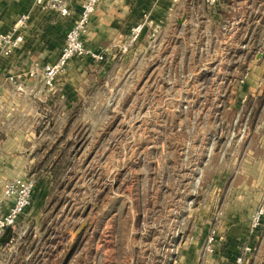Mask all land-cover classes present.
<instances>
[{
	"label": "rangeland",
	"instance_id": "374dc122",
	"mask_svg": "<svg viewBox=\"0 0 264 264\" xmlns=\"http://www.w3.org/2000/svg\"><path fill=\"white\" fill-rule=\"evenodd\" d=\"M207 32L190 28L178 44L129 36L102 61L75 57L69 94L62 82L53 98L13 88L11 99L46 101L31 108L36 138L7 146L33 161L23 174L44 199L28 228L46 229L44 243L58 242L65 264H204L232 193L219 159L248 134L250 115L230 103L232 85L245 82L234 77L244 56L220 44L219 29Z\"/></svg>",
	"mask_w": 264,
	"mask_h": 264
},
{
	"label": "crops",
	"instance_id": "0c3cea01",
	"mask_svg": "<svg viewBox=\"0 0 264 264\" xmlns=\"http://www.w3.org/2000/svg\"><path fill=\"white\" fill-rule=\"evenodd\" d=\"M84 1L64 0L68 12L62 14L59 9L34 0H0V34L11 32L17 20L27 16L19 30L22 43L9 55L0 52V145L3 144L0 178L28 176L23 173L31 171L33 161H23L22 148L18 149L16 143L11 146L7 143L36 138L34 126L39 121L31 114V108L46 102L11 99L13 88L18 86L25 96L51 93L53 98L58 91L56 86L62 82V92L69 94L70 79L65 83V76L69 75V67L75 60L58 77L54 89L46 86L43 69L58 59L66 33L78 19ZM233 11L238 16L225 20V13ZM138 23H145L138 43L149 44L158 38L159 42L178 44L185 41L190 28L200 30L207 37V29L214 27L219 29L220 44L230 45L236 56H244V70L238 74L239 69L235 68L234 77L245 82L232 85L230 103L234 101L237 109L246 99L242 107L250 110L249 130L242 140L230 143L224 153L227 158L219 159L220 165L231 173L232 193L229 192L231 196L222 205V217L219 215L216 250L207 255L204 264H234L248 244L254 252L250 258L252 255L255 260L260 258L264 223L257 231L251 230L250 223L264 194V0H226L218 6H209L205 0H101L90 19L84 43L90 50H109L116 42L129 39L131 28ZM32 69L37 70L36 76H30ZM51 102L52 99L47 104ZM66 102L71 106L69 100ZM37 186L36 181V190ZM36 190L32 205L18 218L12 241L0 247V264L66 263L61 260L62 248L58 242L44 243L46 229L28 228L37 219L44 202ZM260 261H264L262 256Z\"/></svg>",
	"mask_w": 264,
	"mask_h": 264
},
{
	"label": "built area",
	"instance_id": "2783aa9c",
	"mask_svg": "<svg viewBox=\"0 0 264 264\" xmlns=\"http://www.w3.org/2000/svg\"><path fill=\"white\" fill-rule=\"evenodd\" d=\"M101 0H85L82 5L81 13L74 25L67 31L65 44L61 50L58 59L46 64L43 69L45 84L49 89H54L61 72L68 66L69 62L75 57H88L96 61L105 59L102 51L90 50L84 43L83 36L88 30L90 19ZM226 0H205L209 6H218ZM35 3L46 5L59 9L62 14H66L67 7L64 0H34ZM27 16H21L8 33L0 34V52L3 55H9L23 41V35L19 32L25 24ZM145 23H138L131 28L130 41H136L143 32ZM30 76H36L37 70L32 69ZM244 82V79H241ZM246 100L245 98L243 99ZM243 101V102H244ZM250 116V115H249ZM247 117L242 123L241 136H244L249 130V119ZM36 189V179L32 176H16L14 178H0V241L4 237L6 229L11 227L15 231L19 216L32 205ZM11 201L8 208L6 204ZM219 217V215H218ZM264 223V196L253 212L250 227L252 231H257ZM14 233V232H13ZM25 233V232H23ZM13 239V238H12ZM11 239V241H12ZM219 240L218 231L212 230L206 241L205 253L213 254L216 250V244ZM2 243L0 244L1 247ZM253 253L251 245H245L241 253L235 259L234 264H249L250 255Z\"/></svg>",
	"mask_w": 264,
	"mask_h": 264
},
{
	"label": "water",
	"instance_id": "95a60500",
	"mask_svg": "<svg viewBox=\"0 0 264 264\" xmlns=\"http://www.w3.org/2000/svg\"><path fill=\"white\" fill-rule=\"evenodd\" d=\"M82 228H83V226H82ZM82 228L79 231H77L76 233H79L82 230ZM76 233H74V234H76ZM12 237H13V229L11 227H8L6 229V232H5L4 237H2V239L0 241V244L1 243H8V242H10V240L12 239Z\"/></svg>",
	"mask_w": 264,
	"mask_h": 264
},
{
	"label": "trees",
	"instance_id": "16d2710c",
	"mask_svg": "<svg viewBox=\"0 0 264 264\" xmlns=\"http://www.w3.org/2000/svg\"><path fill=\"white\" fill-rule=\"evenodd\" d=\"M256 112H257V111H256ZM256 112H254V114H255ZM2 244H5V243H2Z\"/></svg>",
	"mask_w": 264,
	"mask_h": 264
}]
</instances>
